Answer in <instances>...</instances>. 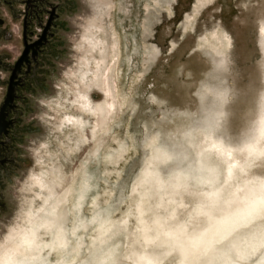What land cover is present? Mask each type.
Masks as SVG:
<instances>
[{
  "label": "rangeland",
  "instance_id": "374dc122",
  "mask_svg": "<svg viewBox=\"0 0 264 264\" xmlns=\"http://www.w3.org/2000/svg\"><path fill=\"white\" fill-rule=\"evenodd\" d=\"M263 26L264 0H0V251L41 207L42 180L64 201L57 208L71 209L65 227L82 243L73 264H142L143 252L177 264L176 251L139 238L142 224L149 232L159 221L182 223L190 233L204 224L196 204L209 185L198 177V158L227 183L224 161L207 147L203 109L225 107L217 133L236 143L259 125ZM106 71L109 97L97 82ZM83 94L91 104H115L111 119L98 124ZM240 157L248 165L234 184L264 179V154Z\"/></svg>",
  "mask_w": 264,
  "mask_h": 264
},
{
  "label": "bare ground",
  "instance_id": "6f19581e",
  "mask_svg": "<svg viewBox=\"0 0 264 264\" xmlns=\"http://www.w3.org/2000/svg\"><path fill=\"white\" fill-rule=\"evenodd\" d=\"M261 35L264 40V26L261 28ZM220 62L221 60H219L218 64ZM223 64L226 63L223 62ZM93 73H96V71ZM107 73L108 72L106 71L102 73L100 77L98 76L99 81L97 82L100 85L101 93L109 97L112 96V94L108 85L110 77H108L109 74ZM87 82H85V84ZM215 91L217 90L215 89ZM216 93L214 94L221 95V91ZM224 96L227 95L225 94ZM218 98H220V96L217 97V100H219ZM80 99H83L82 106L86 108L88 107L86 111L90 112L91 110H98L96 116L93 113L98 124L105 123L111 119L112 108L115 107H113L115 104L110 103L108 99V101L101 104H93L94 102L92 104L89 103L85 94H83ZM80 105L81 104H79V106ZM262 107L261 118H258V122H260L259 125L237 143L217 133L218 122L223 116V109L225 107L223 106V109H216L215 107L212 109H203L204 120L202 122L204 123L201 127L206 129L207 132L206 137L208 138L209 143L207 147L212 149L213 152L224 161L226 171L223 178H226L225 182L227 185L226 187L222 185L224 181L222 184H219L220 180L218 177L220 171L217 166L214 165L212 167L209 161L205 160L206 163H203L204 159L198 158L199 160L195 163H198L196 166H198V169L200 170L198 177L200 181L203 180L209 185L204 194L205 199L196 204L195 214L204 217V224L193 233H190L182 223L177 228H165L163 222L159 221L157 222L154 231L149 232H147L149 230L148 225L142 224L143 234L139 236V238L141 237L143 242L158 240V244L156 243L157 247L164 245V251L166 254L171 252V250L176 251L179 254V261L177 264H228L235 259L241 260L235 261L239 264L244 263L255 256L259 257L260 255H263L264 257V179H248L244 180L242 182L243 184H234V178L237 173L239 171L241 172L243 168L248 165V163H245L244 165L243 162H240V156L264 154V101ZM82 108H79L80 112ZM259 119L261 120L259 121ZM160 153L164 159L169 157L166 150H162ZM238 153H241V155H237ZM155 169L156 168L151 169L149 171L151 172L150 174L157 175L158 172H156ZM203 171L206 172L202 174ZM149 172L147 174H149ZM152 178L153 180H150L153 183H161L159 176H155V180L154 176ZM180 179L181 178H179V182ZM148 181L149 179L146 180V183ZM36 183V186H39H37V193L43 197V199L40 197L43 203L42 205L40 204L41 207L39 209H36V211H33L31 214H27L26 218L23 219L25 220V224L21 220V223L23 224L15 228L13 232L9 234L10 236L7 240V244L0 251V264H73L71 255H76L80 251L82 243L79 239L80 234H74L75 232H72L76 238L75 243H70L69 240L73 235L67 233L64 216L66 210L70 212L71 209L70 207L69 209L66 207L60 210L57 208L61 201H59L60 199L55 196V192L51 189L54 185L53 182L51 183L53 184L51 188L49 181L44 182L42 180H37ZM179 184L181 185V182L177 185ZM81 185L85 186V188L84 190L79 189V194L77 196L79 199L84 198L87 192V180L85 177L82 178ZM227 189H229V191H227ZM223 191L226 193L224 194V199L221 200V193ZM65 195H63V199ZM61 196L59 195L58 197L62 198ZM68 196H70L69 205L74 207L76 204H74V202L72 203V200L75 198L73 190H71V194ZM141 207L142 206L138 207V215L145 211V209ZM139 221L142 223L143 218H139ZM103 226L104 225L101 224L100 228ZM45 236L47 237L46 239H44ZM224 244L227 245L223 246ZM95 250L98 251V249ZM132 256H134V254L131 255V257ZM153 256L151 254H144L143 252L142 256H136L137 258H135L138 261H144L142 264H159L161 261H158L156 257L154 256V258ZM135 258L132 257L130 260H135ZM33 259L37 261H32ZM157 261L159 263H157ZM133 262L139 264L136 261Z\"/></svg>",
  "mask_w": 264,
  "mask_h": 264
},
{
  "label": "flooded vegetation",
  "instance_id": "af4514ba",
  "mask_svg": "<svg viewBox=\"0 0 264 264\" xmlns=\"http://www.w3.org/2000/svg\"><path fill=\"white\" fill-rule=\"evenodd\" d=\"M47 15L48 16H50V13L48 14V12H47ZM40 16V15H39ZM39 16L38 15H36L35 17H34V19H37V20H39ZM52 16V15H51ZM49 31V30H48ZM27 34V33H26ZM26 34H25V36H26ZM43 37V36H42Z\"/></svg>",
  "mask_w": 264,
  "mask_h": 264
}]
</instances>
